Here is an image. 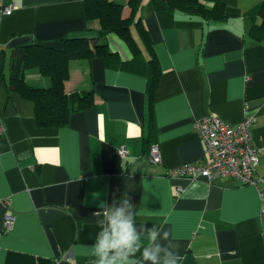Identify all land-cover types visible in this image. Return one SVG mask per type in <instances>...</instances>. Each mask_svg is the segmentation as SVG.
Returning <instances> with one entry per match:
<instances>
[{
  "label": "crops",
  "instance_id": "1",
  "mask_svg": "<svg viewBox=\"0 0 264 264\" xmlns=\"http://www.w3.org/2000/svg\"><path fill=\"white\" fill-rule=\"evenodd\" d=\"M115 1L128 16L127 0ZM223 1L226 19L213 23L142 0L138 14L161 70L151 108L139 67H113L102 56L75 59L65 90H92L93 104L61 127H39L32 103L8 90L19 50L97 38V22L85 19L83 0H0V10L14 6L0 13V264H94L98 205L124 198L137 211L138 231L146 224L168 232L161 242L179 264H264V194L232 177L168 175L208 160L195 119L212 113L235 125L247 107L260 151L255 175L264 177V42L247 33L248 15L262 0ZM23 77L33 86L50 83L35 68ZM150 127L158 163L144 145ZM8 212L15 219L4 232Z\"/></svg>",
  "mask_w": 264,
  "mask_h": 264
},
{
  "label": "trees",
  "instance_id": "2",
  "mask_svg": "<svg viewBox=\"0 0 264 264\" xmlns=\"http://www.w3.org/2000/svg\"><path fill=\"white\" fill-rule=\"evenodd\" d=\"M142 0H127L130 9L123 16V3L115 0H83L85 19L97 22V38H65L61 48L36 43L25 45L13 64L8 81V90L16 91L33 105L34 122L39 127H61L65 125L75 111L93 104V91L66 92L64 83L69 78V64L75 59H90L102 56L113 67H139L147 80V95L152 98L160 75V67L152 50V41L138 14ZM156 10L168 12L180 11L189 16H199L207 22H220L226 19L223 0H149ZM250 25L248 35L255 41L264 42V0L248 15ZM135 32V35L132 33ZM114 34L127 47L130 57L122 59L112 50L107 35ZM35 68L49 78L47 87L33 86L24 80L25 69ZM152 126V123H150ZM149 128L144 137V145H152Z\"/></svg>",
  "mask_w": 264,
  "mask_h": 264
},
{
  "label": "built area",
  "instance_id": "3",
  "mask_svg": "<svg viewBox=\"0 0 264 264\" xmlns=\"http://www.w3.org/2000/svg\"><path fill=\"white\" fill-rule=\"evenodd\" d=\"M13 8L11 4L4 5L0 13L8 15ZM254 122L255 116L248 111L247 107L244 108L242 120L235 125L228 124L212 113L195 119L193 128L204 144L208 160L201 164L188 163L170 168L168 175L189 179L204 177L208 181L218 177H232L241 184L253 185L259 195H263L264 177L255 175L260 151L252 143L251 127ZM118 153L124 157L127 151L124 147H120ZM148 157L152 163L160 161L157 144L153 143L150 146ZM14 219L12 213H4L2 231H8Z\"/></svg>",
  "mask_w": 264,
  "mask_h": 264
},
{
  "label": "clouds",
  "instance_id": "4",
  "mask_svg": "<svg viewBox=\"0 0 264 264\" xmlns=\"http://www.w3.org/2000/svg\"><path fill=\"white\" fill-rule=\"evenodd\" d=\"M98 207L100 230L90 247L94 264H179V256L161 242L168 232L146 224L137 230V211L127 198L111 205L101 202Z\"/></svg>",
  "mask_w": 264,
  "mask_h": 264
},
{
  "label": "rangeland",
  "instance_id": "5",
  "mask_svg": "<svg viewBox=\"0 0 264 264\" xmlns=\"http://www.w3.org/2000/svg\"><path fill=\"white\" fill-rule=\"evenodd\" d=\"M133 29V28H132ZM133 31V30H132ZM107 41H108V43H109V46L111 47V48H116V49H118V50H120L119 48H120V46L121 47H123L125 50L127 49V47L123 44V42L122 41H120L119 39H117L116 38V36L114 35V34H109V35H107ZM119 43V45H117L116 43ZM122 50V49H121ZM128 50V49H127ZM126 50V51H127ZM129 51V50H128ZM122 52V51H121ZM123 53V52H122Z\"/></svg>",
  "mask_w": 264,
  "mask_h": 264
}]
</instances>
